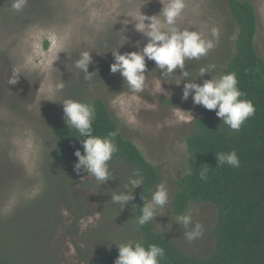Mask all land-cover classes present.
Instances as JSON below:
<instances>
[{"label": "rangeland", "instance_id": "374dc122", "mask_svg": "<svg viewBox=\"0 0 264 264\" xmlns=\"http://www.w3.org/2000/svg\"><path fill=\"white\" fill-rule=\"evenodd\" d=\"M249 1L258 14L256 44L264 58V0ZM13 3L0 0V257L11 264H92L99 253L142 239L134 200L123 210L110 202L112 191H124L135 170L110 161L113 180L104 184L83 170L77 173L74 165L53 159L54 126H67L61 104L65 99L106 103L124 136L159 168L158 185L164 183L168 190L169 203L158 209L153 225L187 255L212 256L218 220L215 206L191 205L193 224L204 227L203 235L192 242L173 213L177 182L189 170L186 139L205 110L191 97L182 99L187 81L175 85L184 79L181 70L164 76L154 61H146L150 73L140 95L157 108L142 109L135 127L118 119L110 106L114 93L128 91L121 75L110 71L105 78L95 77L114 63L110 51L120 48L124 34L129 43L119 49L121 54L139 51L148 42L131 24L121 32L122 21L140 7L145 15H158L163 7L160 0H27L19 12L13 10ZM186 4L180 28L203 29L206 35L211 27L220 31L219 43L206 56L185 61L188 79L202 85L212 75L225 73L239 29L222 0H186ZM119 15L123 16L115 18ZM83 51L93 52L90 78L75 67ZM209 65L214 70L200 77V69ZM158 78L168 83L163 87L171 95L153 91ZM61 82L64 88L56 91ZM172 106L191 111L195 120L170 123ZM137 192L138 188L135 196Z\"/></svg>", "mask_w": 264, "mask_h": 264}, {"label": "trees", "instance_id": "16d2710c", "mask_svg": "<svg viewBox=\"0 0 264 264\" xmlns=\"http://www.w3.org/2000/svg\"><path fill=\"white\" fill-rule=\"evenodd\" d=\"M230 9V15L239 29L235 51L230 57L225 73L235 72L239 89L251 100L256 111L240 130L223 125L215 111L205 109L194 122V131L187 137L189 160L188 173L177 182L173 213L186 214L191 205L212 204L216 208L217 223L213 229L215 252L209 258H193L174 241L160 233L152 222L139 226L145 247L156 244L165 249L161 264H264V58L260 55L256 37L259 19L249 0H222ZM110 72V66L95 77L100 80ZM95 106L93 135L105 137L117 132L115 143L118 152L111 161H119L138 171L144 183L138 188L134 202L137 217L140 208L160 183V170L150 163L139 147L122 133L116 120L100 99L81 100ZM53 133L56 145L53 159L75 165L74 155L83 153L81 137L76 129L55 125ZM235 150L239 167L218 163L220 153ZM207 169L206 180L200 172ZM189 173H191L189 175ZM118 248L98 254L92 264H114ZM0 264H11L0 257Z\"/></svg>", "mask_w": 264, "mask_h": 264}, {"label": "clouds", "instance_id": "9594fccd", "mask_svg": "<svg viewBox=\"0 0 264 264\" xmlns=\"http://www.w3.org/2000/svg\"><path fill=\"white\" fill-rule=\"evenodd\" d=\"M26 2L27 0H14L13 10L22 11ZM160 2L163 7L158 15H145L142 12L144 7H140L124 16L130 19L122 21L125 27L121 32L125 33L128 30V25L131 24L137 33L147 38L148 42L139 51L121 54L119 49L129 43L125 34L124 42L120 48L110 51L114 57L110 71L112 74L119 73L128 88V91L114 93L110 100V106L116 117L126 125L135 127L140 123L138 114L142 109L155 110L157 108L154 102H149L140 95L145 90L150 73L146 61H154L156 68L161 70L164 76H170L177 73L178 69L181 70L182 75L180 76L184 79L175 85L180 86L187 81L183 83L182 99L184 101L191 97L195 105L215 111L216 116L222 119L223 125H227L232 130H240L242 125L254 116L256 109L251 100L242 99L246 94L238 87L237 74L232 72L219 77L212 75V79L204 80L201 85L196 80L190 81L188 79L189 72L185 70L186 60H198L216 47L219 43V29L211 27L208 35L203 29H182L178 26V21L185 14L186 0H160ZM120 16L123 15L115 18ZM136 47L140 48L139 43L136 44ZM92 53L81 52L79 59L75 62V67L85 73L86 78H90L92 75L89 73V67L93 63ZM214 67V65H209L207 68H201L200 77L211 74ZM153 84V91L159 96L161 94L171 95V92L166 91L163 87L168 83H164L158 78ZM64 86V83L61 82L55 86V90H62ZM61 104L67 126L76 129L81 137H85L83 141L80 140L83 153L79 149L74 153L78 158V162L74 165L75 171L80 173L83 170L87 177L107 184L108 181L113 180L109 162L118 152L115 143L118 131L110 132L105 137L93 135V120L96 113L94 105L72 99H65ZM172 117L170 123L174 124H190L195 120L191 111L183 110L177 106H172ZM216 157L219 165L227 163L232 167L240 166V160L235 150L230 153H220ZM206 172L207 169L200 172L201 180L207 179ZM143 183L144 179L140 173L134 172L133 177H130L124 185V191H116V189L112 191L110 202L120 205L123 210L135 199L134 193ZM143 199L144 204L137 217V223L141 227L154 219L156 220L159 217L158 209H163L169 203L166 185L164 183L158 185L157 190L151 195V200H146L145 197ZM97 218H99V213H97ZM176 224L186 229L184 236L189 242L195 241L203 235L204 227L199 222L193 224L191 211L177 216ZM117 247L119 255L114 264H161L166 256L165 249L156 244L145 247L140 242L129 241L121 243Z\"/></svg>", "mask_w": 264, "mask_h": 264}]
</instances>
